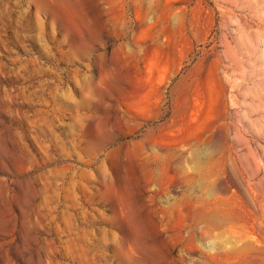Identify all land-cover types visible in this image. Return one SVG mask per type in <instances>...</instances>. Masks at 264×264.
I'll use <instances>...</instances> for the list:
<instances>
[{"label":"rangeland","instance_id":"rangeland-1","mask_svg":"<svg viewBox=\"0 0 264 264\" xmlns=\"http://www.w3.org/2000/svg\"><path fill=\"white\" fill-rule=\"evenodd\" d=\"M0 264H264V0H0Z\"/></svg>","mask_w":264,"mask_h":264}]
</instances>
